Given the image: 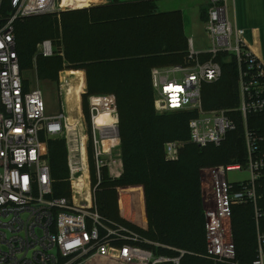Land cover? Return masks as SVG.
<instances>
[{"label":"built area","instance_id":"obj_1","mask_svg":"<svg viewBox=\"0 0 264 264\" xmlns=\"http://www.w3.org/2000/svg\"><path fill=\"white\" fill-rule=\"evenodd\" d=\"M4 4L8 7L6 14L2 12ZM231 6L235 10V0H210L205 23L209 48L197 51L190 39L191 63L153 67L151 83L157 109L192 114L189 140L200 147L221 145L228 132L237 127L230 113L239 114L251 181L229 180V171L242 170L239 163L212 170V202L204 209L203 256L215 263L243 264L236 257L232 208L253 203L257 248L252 264H264V208L258 204L261 196L256 189V182L264 174V132L251 127L248 120L250 115L264 118V62L246 42L244 29L231 19ZM59 8H65L62 0H0V264H182L192 252L151 241L100 212L92 194L89 134L72 128L67 110L49 113L40 87L25 86L16 22ZM53 53L51 40L39 43L40 55L50 57ZM232 59L237 66L239 104L205 109L204 86L218 82L223 76L222 63ZM61 135L67 142L69 179L74 191L68 197L54 195L50 162L44 152V140ZM112 148L105 151L95 140L93 151L100 182L102 169L109 166L104 154L111 153ZM182 148L179 140L167 141L166 159L177 160ZM85 165L90 170V200L84 199L76 186ZM120 175L118 172L116 176Z\"/></svg>","mask_w":264,"mask_h":264},{"label":"trees","instance_id":"obj_2","mask_svg":"<svg viewBox=\"0 0 264 264\" xmlns=\"http://www.w3.org/2000/svg\"><path fill=\"white\" fill-rule=\"evenodd\" d=\"M143 2H150L153 4V8L157 7L154 1L144 0L128 3L112 2L106 5H99L98 7L93 6L90 9L77 10L81 13L89 12L91 19L88 23L89 28L91 24H96L97 26L94 33H88L89 35L84 34L81 22L76 24L67 22V14L70 11L61 13L63 19L61 35L59 28L56 26V19L52 20L47 14L18 20L15 26V33L22 73L25 66L36 54L37 44L45 36V34L44 36L36 34L37 25L39 30H43L50 37L57 38L62 36L65 57H44L41 55L38 61L39 74L44 78L55 79L62 67V59H65L71 64L70 68L72 69H86L90 94L101 96L100 92H113L117 101V110L120 118V137L124 146L125 173L123 172L124 174H122L123 176L121 175V178L119 177L120 179L115 180L114 178L113 181L105 182L102 190L97 193L100 212L112 220L130 227L151 241L192 252L193 254L185 256L182 264H231L215 263L203 256L206 252V234L202 191L203 181L200 170L203 166L214 162L216 157L220 156V153L225 165L231 164V162H245L247 151L243 135V124L238 113H230L231 116L235 117L237 127L235 130L228 132L226 139L221 145L210 144L200 147L191 143L193 147H183L177 160L170 161L166 159L165 143L169 140H177L176 138H171V132L169 131L176 133L185 126L184 128L187 132L185 134H188L189 138L188 122L192 114L179 112V117L175 120L166 119L155 114L153 109L154 90L151 83V67L160 57H157L158 55L152 57V54L158 50H164V52L170 51L171 54L173 53L172 56L174 57H181V55H174L179 49H176L175 45L170 43L162 48L156 40L145 41L143 35L139 38H134L131 43L134 45L133 51L130 49L128 52L130 45L125 44V36L115 49L107 51V49H101L102 47H100L106 39L109 40L108 37L110 36L109 34L107 35L108 29L102 30L106 29V25H109L105 22L112 15L105 11L117 6L116 4L129 6ZM6 11H8V7L7 4H4L2 12L7 13ZM96 11H101V14L95 16ZM173 12L180 14V11ZM134 13L127 14L126 18L129 21L130 19L133 21V23L128 25L135 24L133 18L136 16L133 15ZM32 29H34V33ZM98 29H100L99 32H97ZM89 39L95 40L99 46H96L95 49H86ZM136 42H138L137 45H135ZM121 55L125 57L113 60L114 56ZM177 60H180V58ZM222 67V78L216 83L208 84L219 87L218 98H209L206 101L207 106H205V101L203 100L205 109L208 108L209 102L214 104L222 102L221 98L227 104L219 103L215 108H233L238 105L237 68L235 62L233 59L227 63L223 62ZM78 71L84 92L86 88L85 74L82 70ZM226 84L230 85L231 91L229 93L226 90ZM99 85L102 86V91L98 90L97 87ZM25 86L29 87L27 79H25ZM253 116L262 117L261 115H250L248 120L253 118ZM249 125L262 133L264 132L260 127L250 123ZM199 148H205L206 150ZM230 155L231 157H229ZM89 160L93 184L96 181L95 163L90 147ZM49 162L54 195L57 197H68L70 183L66 178L68 177L69 169L67 165V149L63 140L50 141ZM105 170H103V174H105ZM103 176L105 178V175ZM127 184H142L145 191L143 195L142 190L137 187L120 189L122 210L125 214L131 216L133 221L140 224L145 223V198L148 229H143L135 223L133 224L126 219L119 218L117 214L118 197L116 196L118 195H116L114 186ZM256 189L261 196L258 204L264 208V174L256 182ZM131 199L134 202L132 208V205L130 206ZM231 220L237 249V260L243 264H252L256 258L257 248L253 203L234 205ZM158 251L168 255L175 254L174 251L167 249H158Z\"/></svg>","mask_w":264,"mask_h":264},{"label":"rangeland","instance_id":"obj_3","mask_svg":"<svg viewBox=\"0 0 264 264\" xmlns=\"http://www.w3.org/2000/svg\"><path fill=\"white\" fill-rule=\"evenodd\" d=\"M89 1H95V0H89ZM102 1V2H100ZM105 1V2H104ZM116 2L119 3L118 0H99V2L92 3L91 6L85 7L82 9H90L91 7L95 6L98 7L99 5H106L108 3ZM153 2V1H151ZM155 2V1H154ZM156 6L157 3L155 2ZM117 6L113 8L107 9L105 12L110 13L111 18L106 19L107 24L106 29L102 30H107V35L109 34L110 36L108 39H106L102 46L101 49H107V51H110L111 49H115L116 46H118L125 36L126 43L129 44L130 48H128V52L130 49L133 51V44H131L134 40V38H139L141 35H143V38L145 41H148L150 39L156 40L157 43H160V47H166L167 45L173 44L175 45L176 49H179L176 54L174 55H181V57H174L172 56L171 52H164L163 51H156L153 56L158 55L157 57H160L159 60L157 59L155 61V64H152V67H165V66H171L174 64H190L188 59V51H189V37L192 38V41L194 43V47L197 51H205L206 49L209 48L210 46V40L207 35V31L205 29V18L200 15L199 9L196 8V10L190 12V18L188 17L186 22V27L184 29V22H183V17L182 14H177L172 12H162L160 11L157 7L153 8L152 3H138L134 5H129V6ZM77 10L79 9H73L70 7H65V8H59L57 11L53 13L47 14L48 16L51 17L52 20L56 19V26L60 30V35L62 34V16L61 13L63 11H70L67 14V22L68 23H82V26L84 28L85 34L91 33L93 34L94 31L97 29L96 24H91V27L89 28V22L91 21L90 19V14L89 12L81 13L78 12ZM7 12V11H6ZM97 13L95 16H99L101 14V11H96ZM135 12L133 15L136 17L133 18L135 21L134 25H128L133 23V21L128 18H126L127 14ZM187 13V11H186ZM6 14V13H4ZM44 16V15H43ZM230 16L233 21L236 20L237 25L239 28L244 29L245 34L244 38L249 44H256L258 43L260 46L261 50V56L260 59L264 62V0H235V10L231 6L230 7ZM93 21V19H92ZM188 24V25H187ZM133 29V30H132ZM100 29H98L97 32H99ZM34 33V29H32ZM36 34L43 35L45 34L43 40L49 39L53 42L54 44V53L51 57H65L64 56V49L62 45V36L60 37H50L46 33H44L43 30H39L38 25L36 28ZM188 34V35H187ZM35 35V34H34ZM89 35V34H88ZM42 40V41H43ZM89 39V44H87V48L95 49L96 46H99V44L95 41ZM40 41V42H42ZM39 42V43H40ZM39 43L37 44V52L34 55V57L29 61V63L25 66L23 69V76L25 79L28 80L29 83V88H35V87H40L43 91L44 98L47 104V109L48 112L51 114H56L62 110H68V103L66 100L65 96V87H64V79L68 76L66 75L67 71L69 70H82L84 71L85 78H86V88L83 93V84L81 80V91H80V96H81V104L83 107V126L84 130L89 134L90 137V143L89 147L92 150L93 153V160L95 163V156H94V145H95V140H98L100 144H102L101 139L102 135L100 130L95 129L94 122L92 119V115H98L99 111L96 110L92 105H91V97L95 96L93 94L89 93V85H88V75L86 69H77V68H70L71 64L68 63L65 59H62V67L57 73V76L55 79L53 78H44L39 74L38 70V61L39 57L41 56L39 54ZM122 44V45H125ZM138 42H136L135 45H137ZM148 44V43H145ZM152 49V48H151ZM136 54L135 52H132ZM148 55H151L147 53ZM119 57H125L123 55L121 56H114L113 60L119 58ZM174 57V58H173ZM180 58V60H177ZM177 60V61H176ZM30 64V65H29ZM29 65V66H28ZM236 66V65H235ZM237 68V66H236ZM79 72V71H78ZM66 76V77H65ZM99 91H102L101 88L102 86L99 85L98 87ZM219 87L216 85H208L206 84L203 89V100L205 101V106L206 101L211 98V99H217L218 95L217 93L219 92ZM226 90L231 91L230 85L226 84ZM83 93V94H82ZM99 94H102L101 96H113L115 100V113H117L118 118V110H117V101L116 97L113 92H100ZM154 95V100H153V109L155 111V114L160 116V117H165L166 119H176L179 117V112L176 111H162L156 108V96L155 92L153 93ZM237 98H238V104H239V94L237 90ZM222 102H219L220 104L226 103L225 101L222 100ZM218 102L214 104L213 102L208 103V108L207 109H213L217 107L219 104ZM227 104V103H226ZM143 108V107H140ZM120 120V118H119ZM249 123L256 126L260 127L264 130V118L263 117H256L253 116V118L249 119ZM118 125V145L112 148L111 153L104 154V161H106L109 166H106L102 169L101 175H102V180L100 182L99 177H98V172L95 164V179L94 183L92 184V194H93V199L95 201V204H97L98 208L100 209L98 200H97V193L102 190V187L105 182L108 181H113L114 178L115 180L120 179L124 174V146L121 142V137H120V127H119V122L117 123ZM185 127V126H184ZM179 129L178 132L173 133L171 132L170 136L171 138H176L179 140L182 144L183 147H193L191 144L192 142L188 138V134L186 132L185 128ZM120 139V140H119ZM55 140H63L65 142V146L67 149V142L65 136L61 135L58 137H48L44 140V152L46 157L49 159L50 155V141H55ZM228 141V140H227ZM227 141H225L227 143ZM225 143V144H226ZM216 148V147H214ZM203 149L204 151L206 150L205 148H199ZM220 156L216 157V160L214 162H211L210 165L203 166L200 170L201 174V179H202V191H203V201H204V209L208 207L211 202H212V193H211V173L212 170L219 166V165H225L224 162L222 161V154H219ZM226 156V155H225ZM231 157V155L229 156ZM227 159V158H226ZM236 164L237 162H231V164ZM242 165V170H232L229 171L228 173V178L230 181L235 182V183H240V182H249L251 181V174L249 170L247 169V161H246V156H245V162L244 163H239ZM68 165V164H67ZM112 169L113 172H111L110 168ZM105 170V174H103V170ZM108 171V172H107ZM118 172H121L120 176H116ZM124 172V173H123ZM105 175V178L104 176ZM112 175V176H111ZM70 173L68 174V177L66 180L70 183V188H69V195L71 196L73 194V188H72V183L69 179ZM120 177V178H119ZM91 183H92V178H91ZM140 188L143 192L144 195V185L142 184H127V185H117L114 186V189L116 191V197L117 199V214L119 218L126 219L127 221L132 222L133 220L131 219V216L125 214L122 210V205H121V200H120V189L123 188ZM133 200H130V206L133 204ZM133 205L131 206V208ZM144 207H145V217L147 218L146 214V205H145V198H144ZM130 209V208H129ZM101 210V209H100ZM105 216V215H104ZM107 217V216H106ZM147 223L148 220L146 219ZM118 222V221H116ZM120 223V222H119ZM139 226L140 223L136 222ZM145 224V223H143ZM141 227V226H140ZM148 229V227L146 228Z\"/></svg>","mask_w":264,"mask_h":264},{"label":"bare ground","instance_id":"obj_4","mask_svg":"<svg viewBox=\"0 0 264 264\" xmlns=\"http://www.w3.org/2000/svg\"><path fill=\"white\" fill-rule=\"evenodd\" d=\"M89 0H62V7L82 8L91 4ZM66 79H64L65 96L69 109L67 110L69 115V122L72 128L82 130L83 124V107L81 104V80L79 72L69 70L67 71ZM84 93V92H83ZM91 105L99 111L98 115L94 117L95 129L100 130L102 135V145L105 151H110L112 147L118 145V125L119 118L115 113V100L113 96H92ZM86 139V136L84 137ZM120 140V139H119ZM84 159L86 161V147H84ZM90 170L88 165L84 167V175L76 182L77 192L80 193L84 199H91L90 191ZM78 197V196H77Z\"/></svg>","mask_w":264,"mask_h":264},{"label":"crops","instance_id":"obj_5","mask_svg":"<svg viewBox=\"0 0 264 264\" xmlns=\"http://www.w3.org/2000/svg\"><path fill=\"white\" fill-rule=\"evenodd\" d=\"M138 1H144V0H118L119 3L138 2ZM151 1H155L157 3V8L162 12L180 11V13L182 14V17H183L184 29L186 27L185 21L187 20L188 17L190 18V12L196 10V8L199 9L201 16L203 13V17L205 18V21H206L207 9H208L209 2H210V0H151ZM95 2H99V0L92 1L91 4H89L86 7L91 6L92 3H95ZM100 2H102V1H100ZM82 8H85V7H82ZM82 8H74V9H82ZM186 11H187V13H186ZM84 34H85V32H84ZM188 37H189V39H192L190 37V35H188ZM248 45L252 48V50L258 56H261V50H260V46L258 43L254 44V45L248 43ZM130 220H133V219L131 218ZM132 222L137 224L135 221H132ZM140 226H141V228L146 229L148 227L147 221H145V224H140Z\"/></svg>","mask_w":264,"mask_h":264}]
</instances>
